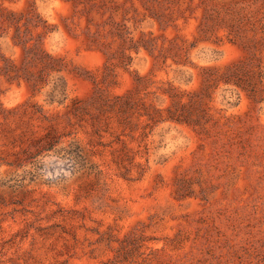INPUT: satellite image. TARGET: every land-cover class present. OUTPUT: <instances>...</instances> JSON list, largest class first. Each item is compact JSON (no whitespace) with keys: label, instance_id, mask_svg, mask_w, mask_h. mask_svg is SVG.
<instances>
[{"label":"rangeland","instance_id":"rangeland-1","mask_svg":"<svg viewBox=\"0 0 264 264\" xmlns=\"http://www.w3.org/2000/svg\"><path fill=\"white\" fill-rule=\"evenodd\" d=\"M0 264H264V0H0Z\"/></svg>","mask_w":264,"mask_h":264}]
</instances>
